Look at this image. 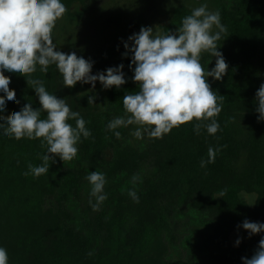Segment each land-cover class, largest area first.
Returning <instances> with one entry per match:
<instances>
[{
    "label": "trees",
    "instance_id": "obj_1",
    "mask_svg": "<svg viewBox=\"0 0 264 264\" xmlns=\"http://www.w3.org/2000/svg\"><path fill=\"white\" fill-rule=\"evenodd\" d=\"M74 1L61 3L68 8ZM218 3L227 32L221 34L217 50L228 69L221 80L207 77L212 90L226 97L215 117L220 124L215 135L205 129L197 135L193 120L162 139L149 138L139 149L131 145L126 128L116 129L119 139L107 130L112 119L127 115L124 95L139 91L133 80L135 65L129 67L131 52L123 62L113 60L116 52L97 61L100 66H124L126 83L107 89L105 112L88 104L89 96L83 94L86 84L64 87L55 64L46 74L37 65L32 78L42 80L57 98L66 99L86 121L91 136L81 137L72 161L64 163L56 157L47 174L34 177L24 173L29 164H42L46 147L41 148L38 139L5 136L0 129V247L7 250L8 264H178L173 251L181 264H190L192 250L200 264H243V257L254 255L264 232L250 236L247 231L248 241L237 248L231 234L242 230L245 220L264 223V121L255 111V94L264 83V0ZM191 12L188 7L176 8L164 34L174 33ZM200 62L211 71L216 58L204 52ZM4 75L10 77L9 88L19 103L6 100L0 116L29 103L34 110L41 107L26 77L6 70ZM69 123L75 126L74 120ZM209 147L221 150L214 163L201 168ZM92 171L106 178L107 199L95 211L89 201L95 204L96 198L90 195L92 186L86 179ZM134 175L139 176L135 184ZM129 190L136 192L138 203ZM243 194L255 196L253 206ZM197 226L204 232L192 249L190 234L185 233Z\"/></svg>",
    "mask_w": 264,
    "mask_h": 264
},
{
    "label": "clouds",
    "instance_id": "obj_2",
    "mask_svg": "<svg viewBox=\"0 0 264 264\" xmlns=\"http://www.w3.org/2000/svg\"><path fill=\"white\" fill-rule=\"evenodd\" d=\"M66 11L61 0H0V91L5 94L0 96V112L5 110L6 100L19 103L15 91L9 88L10 77L4 75L5 70L26 77L28 86L35 90L41 105L34 110L30 103L25 104L18 112L0 116V120L5 121L0 124L5 136L16 140L25 137L38 139L41 148L47 149L40 157L42 164H29L25 176L47 174L49 162L55 163L56 157L64 163L72 161L77 156L81 137L87 139L91 136L85 126L86 121L78 111L71 110L66 99L57 98L46 90L42 80L32 78L37 65L46 74L49 66L55 64L62 75L64 87L71 88L80 82L91 84L95 89L96 81H99L108 89L113 86L119 88L126 83L123 64L109 67L106 73L92 75V62L78 57L75 52L66 54L56 50L53 29ZM214 27L218 31L213 32ZM226 32L219 10L209 11L207 4H203L183 17L174 33L161 34L152 27H141L139 33L130 36L128 40L132 46L124 44L128 50L124 55L127 56L128 52L134 54L129 67L135 65L133 80L138 83L139 91L124 95L123 108L127 115L112 119L107 124V130L113 131L119 139L121 133L116 129L136 125L131 133L136 139H143L145 135L150 139H162L173 128L195 120L197 135L201 129L215 135L220 130L215 117L221 113L226 97L212 90L207 77L221 80L227 72L228 64L217 50V42ZM204 52L216 58L211 71L200 62ZM255 99L258 102L255 109L259 113L258 120L264 121V83L257 90ZM94 100V96H89L88 104H94ZM42 113L46 114L45 118H41ZM70 120L75 121V126L69 123ZM220 150L209 147L208 159H201L200 167L214 163ZM86 179L92 186L90 195L96 198L95 204L89 201L95 211L107 199L103 193L105 174L92 171ZM138 179L139 176L134 175L132 183L135 184ZM226 191H221L219 197L222 198ZM128 195L139 202L134 190H129ZM242 227L250 236L264 232V223L245 220ZM240 242L237 239L236 244ZM242 260L243 264H264V238L259 241L254 255ZM8 261L7 250L0 247V264H8Z\"/></svg>",
    "mask_w": 264,
    "mask_h": 264
},
{
    "label": "rangeland",
    "instance_id": "obj_3",
    "mask_svg": "<svg viewBox=\"0 0 264 264\" xmlns=\"http://www.w3.org/2000/svg\"><path fill=\"white\" fill-rule=\"evenodd\" d=\"M219 0H75L67 9L62 18L58 19L55 26L56 50L66 54L75 52L78 57H83L93 63L91 74L105 72L110 64L98 65L97 61L103 54L115 53L113 60L123 62L124 53L127 51L124 44L129 47L132 42L128 40L133 34L139 33L141 27H152L153 30L164 34V29L171 23L173 11L178 7H188L192 10L207 4L209 11L219 10ZM217 29L214 27L213 32ZM137 83V82H136ZM138 84V83H137ZM83 94L94 96V107L105 112L108 108V94L99 81L95 89L91 84H86ZM10 87V84H9ZM0 93H3L0 91ZM136 125L128 126L129 141L134 148H142L149 139H136L131 135ZM247 203L253 206L255 196L243 194ZM203 228L193 227L186 230L190 234L188 243L192 249L202 239ZM247 230H234L231 234L232 245L237 248L248 241ZM240 239L237 245L236 241ZM192 250L189 257L190 264H200L199 259ZM172 256L181 264L178 254L173 251Z\"/></svg>",
    "mask_w": 264,
    "mask_h": 264
}]
</instances>
